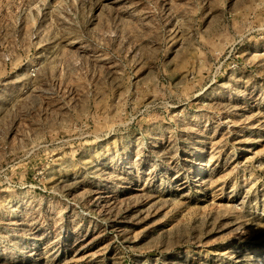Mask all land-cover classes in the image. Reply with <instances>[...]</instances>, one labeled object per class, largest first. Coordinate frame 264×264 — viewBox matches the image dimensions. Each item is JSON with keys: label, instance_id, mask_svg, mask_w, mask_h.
Instances as JSON below:
<instances>
[{"label": "rangeland", "instance_id": "1", "mask_svg": "<svg viewBox=\"0 0 264 264\" xmlns=\"http://www.w3.org/2000/svg\"><path fill=\"white\" fill-rule=\"evenodd\" d=\"M0 264H264V0H0Z\"/></svg>", "mask_w": 264, "mask_h": 264}]
</instances>
